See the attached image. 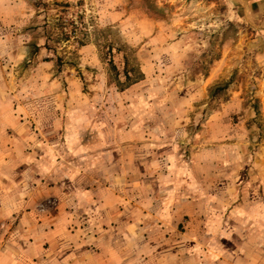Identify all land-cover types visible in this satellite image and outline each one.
Instances as JSON below:
<instances>
[{"label":"rangeland","instance_id":"1","mask_svg":"<svg viewBox=\"0 0 264 264\" xmlns=\"http://www.w3.org/2000/svg\"><path fill=\"white\" fill-rule=\"evenodd\" d=\"M110 224L111 264H264V32L225 0H0V264Z\"/></svg>","mask_w":264,"mask_h":264},{"label":"crops","instance_id":"2","mask_svg":"<svg viewBox=\"0 0 264 264\" xmlns=\"http://www.w3.org/2000/svg\"><path fill=\"white\" fill-rule=\"evenodd\" d=\"M227 4V11L235 15L239 20L252 25L256 29L264 32V0H225ZM70 213H65L64 218L69 219ZM112 220V215H110ZM113 218H116L114 216ZM126 225H129L131 221L126 220ZM82 227V226H81ZM78 227V229H67L68 237H71L69 242L64 243V257L60 259L57 264H111L114 263L113 255L111 254V249L114 247V242H112V237L116 235L117 228L110 226L106 228H97L96 230H91L93 233V244L90 250L86 247L85 239L86 236L90 235V228ZM130 227L124 228V234H130L128 231ZM47 234V233H46ZM106 234L107 238H101L102 235ZM51 236V233L49 234ZM46 237V240H50ZM97 235L98 237H95ZM84 238H81V237ZM90 242V240H88ZM112 242V243H111ZM114 249V248H113ZM53 253H48L44 257L41 264H53L51 258ZM114 259V260H111ZM51 260V261H50Z\"/></svg>","mask_w":264,"mask_h":264},{"label":"trees","instance_id":"3","mask_svg":"<svg viewBox=\"0 0 264 264\" xmlns=\"http://www.w3.org/2000/svg\"><path fill=\"white\" fill-rule=\"evenodd\" d=\"M65 24V23H64ZM59 25V24H58ZM61 25H62V23H61ZM61 25H59V26H61ZM62 34V33H61ZM64 38L65 39H67L68 38V35H67V33L65 34L64 33ZM36 49L38 48V47H35ZM46 48H48L49 49V47H48V45H46ZM126 68H127V65H126ZM128 73V72H127ZM128 75H129V73H128Z\"/></svg>","mask_w":264,"mask_h":264}]
</instances>
